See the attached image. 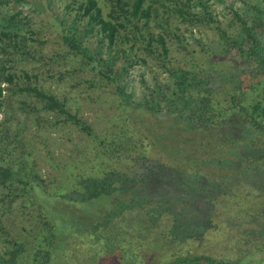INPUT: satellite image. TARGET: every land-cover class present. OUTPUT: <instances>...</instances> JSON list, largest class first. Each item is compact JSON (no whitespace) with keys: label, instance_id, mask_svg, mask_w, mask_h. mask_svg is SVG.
I'll return each instance as SVG.
<instances>
[{"label":"trees","instance_id":"obj_1","mask_svg":"<svg viewBox=\"0 0 264 264\" xmlns=\"http://www.w3.org/2000/svg\"><path fill=\"white\" fill-rule=\"evenodd\" d=\"M41 1L49 54L40 8L0 0V264H264L241 229L264 219V0ZM52 132L82 142L58 160Z\"/></svg>","mask_w":264,"mask_h":264},{"label":"rangeland","instance_id":"obj_2","mask_svg":"<svg viewBox=\"0 0 264 264\" xmlns=\"http://www.w3.org/2000/svg\"><path fill=\"white\" fill-rule=\"evenodd\" d=\"M31 1L34 2L36 7L38 6L40 10L39 9L34 10L33 8H30L27 5L25 7L24 14H27L29 17L32 18V22L34 24L33 28H35V30L37 29L38 36L44 40V42L40 46L39 45H36V46L42 47L43 52L46 54L52 53V51H54L55 48H58V42L56 41L57 37L53 36L54 26L50 24L49 22H45V19L50 16L49 10L46 8V6L41 0H31ZM230 1H235V0H227V2H230ZM58 4L59 2H57L56 0L55 7H54L55 9H57ZM237 4H241L240 1H237L235 3V5ZM60 8L61 7H59L58 9ZM223 12H227V10L224 9ZM194 34H196V37H197L195 40L189 37L188 33L185 34L186 35L185 40L189 42L190 48L194 50H198V52L202 54V49H201L202 33H198L194 31ZM169 45L171 49V55L174 58L179 60L180 54H183L185 56V59L188 58V54L184 50H182L180 53V51L178 50V46L174 40L172 41L170 40ZM130 72L132 73L127 77V80L133 86H135V89L137 92H140L139 80H140L141 71L131 70ZM146 76H147V79L150 80V74ZM58 89L59 91H64L68 96L70 95L74 97L76 96L75 97L76 100H78L79 103L81 104L80 110L82 111L83 115L88 118L90 123L94 124L95 126H100V127L104 125V123L106 122V120H104L105 117L100 113L99 110H97L95 106L91 104V101L87 99L88 97H85L87 93H80L76 95L74 91L76 88L72 87L70 84H64V86L61 84L58 87ZM152 120H154L155 121L154 123H157V124L163 122V118H159V117L152 118ZM174 132H175V129L173 127L170 129V131H165L162 129L160 133L158 134V136H161V142L162 141L164 142L163 145H165V148H167V146H170V143L172 142L171 136H172V133L174 134ZM81 142H82L81 134H77L75 132L73 134L69 132H60V133L52 132L51 136H49V145L58 160L61 157L65 158L66 156H68L69 150L73 144H79ZM47 166L48 165H46V167L44 168L45 170L49 169V166L48 167ZM67 211L68 209H65V212ZM246 225L242 226L241 229L242 230L246 229L247 231H249V235L252 238V240H255L257 242L262 241L264 243V219L263 221H260V220L257 221V223L249 222V223H246ZM239 230H240V226L237 228V231ZM241 231L239 233H241ZM219 247L220 249H222V251H225L226 249H228V245H225V244H222ZM81 259L85 260L86 257L85 258L82 257Z\"/></svg>","mask_w":264,"mask_h":264}]
</instances>
